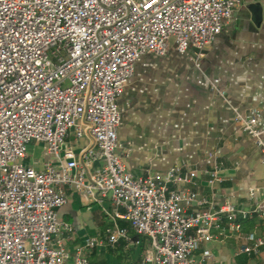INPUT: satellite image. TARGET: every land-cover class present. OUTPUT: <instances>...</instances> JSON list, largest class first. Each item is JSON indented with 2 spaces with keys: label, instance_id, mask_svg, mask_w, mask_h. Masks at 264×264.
<instances>
[{
  "label": "built area",
  "instance_id": "built-area-1",
  "mask_svg": "<svg viewBox=\"0 0 264 264\" xmlns=\"http://www.w3.org/2000/svg\"><path fill=\"white\" fill-rule=\"evenodd\" d=\"M239 0H0V264H90L97 237L75 247L72 260L62 233L72 231L58 209L74 187L89 201L110 199L133 231L116 222L105 229L121 238L148 240L150 264H212L206 245L236 237L239 253L261 254L264 196L251 205L226 198L218 206L199 199L194 186L207 176L224 182L220 167L174 165L134 174L119 151L120 98L147 52L165 55L173 40L185 53L204 51L222 31ZM235 121L262 152L264 114L234 107ZM81 139H87L81 143ZM43 143L52 160L28 162L30 146ZM255 191L250 190L253 199Z\"/></svg>",
  "mask_w": 264,
  "mask_h": 264
},
{
  "label": "crops",
  "instance_id": "crops-1",
  "mask_svg": "<svg viewBox=\"0 0 264 264\" xmlns=\"http://www.w3.org/2000/svg\"><path fill=\"white\" fill-rule=\"evenodd\" d=\"M195 47L180 53L173 40L165 55L143 54L136 62L120 98L119 151L127 154L130 170L136 175L153 174L174 165L220 167L224 182L215 189L201 175L194 190L208 203L218 206L226 198L251 205L264 196V161L253 139L235 121L234 107L249 115L251 109L264 114V0H239L232 18L204 51L196 66ZM87 139H81L85 143ZM52 160L43 143L30 146L28 162L38 168ZM250 190L255 191L253 199ZM67 202L59 217L73 230L62 238L72 260L75 247L89 237L97 244L86 254L90 264H150L145 261L148 240L141 244L121 238L112 245L105 229L116 222L137 237L129 221L117 216L110 199L89 201L74 187L67 186ZM244 231L264 234L256 218L244 222ZM212 264H264V248L259 255L239 253L240 241L229 237L211 241Z\"/></svg>",
  "mask_w": 264,
  "mask_h": 264
}]
</instances>
